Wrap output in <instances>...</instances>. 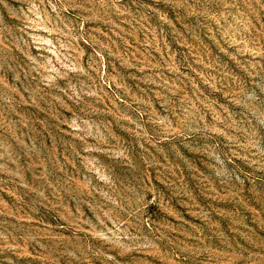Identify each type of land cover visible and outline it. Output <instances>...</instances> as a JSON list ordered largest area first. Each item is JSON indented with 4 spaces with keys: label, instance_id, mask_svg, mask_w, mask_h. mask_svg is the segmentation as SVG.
<instances>
[{
    "label": "rangeland",
    "instance_id": "1",
    "mask_svg": "<svg viewBox=\"0 0 264 264\" xmlns=\"http://www.w3.org/2000/svg\"><path fill=\"white\" fill-rule=\"evenodd\" d=\"M0 264H264V0H0Z\"/></svg>",
    "mask_w": 264,
    "mask_h": 264
}]
</instances>
